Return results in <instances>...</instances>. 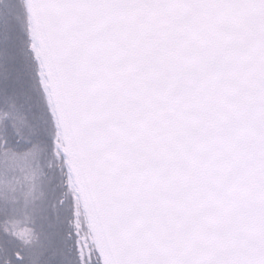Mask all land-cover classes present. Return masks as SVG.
<instances>
[{
	"label": "snow or ice",
	"instance_id": "6c2138e0",
	"mask_svg": "<svg viewBox=\"0 0 264 264\" xmlns=\"http://www.w3.org/2000/svg\"><path fill=\"white\" fill-rule=\"evenodd\" d=\"M0 264H264V0H0Z\"/></svg>",
	"mask_w": 264,
	"mask_h": 264
}]
</instances>
